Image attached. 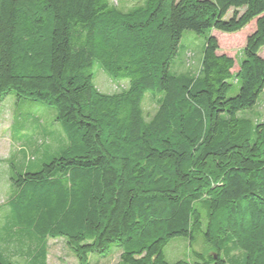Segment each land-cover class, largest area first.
Returning a JSON list of instances; mask_svg holds the SVG:
<instances>
[{"label": "trees", "instance_id": "1", "mask_svg": "<svg viewBox=\"0 0 264 264\" xmlns=\"http://www.w3.org/2000/svg\"><path fill=\"white\" fill-rule=\"evenodd\" d=\"M251 24L239 53H219L212 32ZM186 32L200 39L198 67L178 73ZM262 49L264 0H0V104L14 94L53 110L66 145L10 177L0 264H46L49 239L76 264L111 248L117 264H227L233 253L264 264V121L238 116L264 96ZM96 70L128 87L100 93ZM146 96L158 101L150 117ZM174 238L189 253L169 263Z\"/></svg>", "mask_w": 264, "mask_h": 264}, {"label": "rangeland", "instance_id": "2", "mask_svg": "<svg viewBox=\"0 0 264 264\" xmlns=\"http://www.w3.org/2000/svg\"><path fill=\"white\" fill-rule=\"evenodd\" d=\"M146 0H110L115 7L124 10L140 6ZM252 30V24L236 34H223L214 31L212 34L219 43V53L234 57L243 47L246 34ZM200 39L191 32L183 34L177 60L187 51L185 60L175 65L174 70L183 72L198 67L199 54L195 50ZM264 56V49L260 51ZM236 70V69H235ZM94 84L102 94H117L128 87L127 81H115L102 71L96 70ZM256 107L247 112L239 113V118L247 117L253 121H264V96L260 97ZM158 101L146 96L143 101V112L150 117L157 109ZM60 124L55 120V112L38 102L19 100L14 94L7 95L0 104V241L9 237L11 215L9 205L13 197V185L10 177L16 180L17 175L25 169L35 172L51 159L61 155L65 148ZM64 140V139H63ZM6 227L2 229L3 227ZM4 245V244H3ZM0 246L2 244L0 242ZM46 264H76L77 260L62 239L47 240ZM12 248V247H11ZM196 251H208L202 246L200 239L194 245ZM119 250L111 248L108 256H90V264H117ZM189 253L187 242L182 238L172 239L164 248L166 261L174 263L184 259ZM11 254V251H10ZM226 256V255H225ZM241 255L233 253L225 258L227 264H241ZM13 264H24L20 255L11 256Z\"/></svg>", "mask_w": 264, "mask_h": 264}, {"label": "crops", "instance_id": "3", "mask_svg": "<svg viewBox=\"0 0 264 264\" xmlns=\"http://www.w3.org/2000/svg\"><path fill=\"white\" fill-rule=\"evenodd\" d=\"M2 229H3V228H2ZM12 232H13L14 235H16V228H14V229L12 230ZM13 240L16 241V238L14 237Z\"/></svg>", "mask_w": 264, "mask_h": 264}]
</instances>
